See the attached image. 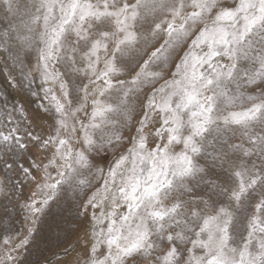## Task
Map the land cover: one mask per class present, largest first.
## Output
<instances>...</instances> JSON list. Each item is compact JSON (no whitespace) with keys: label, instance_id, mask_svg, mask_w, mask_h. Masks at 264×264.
Instances as JSON below:
<instances>
[{"label":"snow or ice","instance_id":"1","mask_svg":"<svg viewBox=\"0 0 264 264\" xmlns=\"http://www.w3.org/2000/svg\"><path fill=\"white\" fill-rule=\"evenodd\" d=\"M0 76V264H264V0H0Z\"/></svg>","mask_w":264,"mask_h":264},{"label":"rangeland","instance_id":"2","mask_svg":"<svg viewBox=\"0 0 264 264\" xmlns=\"http://www.w3.org/2000/svg\"><path fill=\"white\" fill-rule=\"evenodd\" d=\"M3 77L0 76V85H3ZM8 98L10 103L20 102L24 104L25 108L27 109L30 116H35L37 113V101L30 97L27 93H18L12 89H8ZM22 210L19 208L16 209L15 215L12 217V225L13 227H20L22 222ZM0 231H3V225H0ZM44 239L46 241L45 244L41 245V250L37 251L33 249L32 255L29 257L30 260H37V259H49L54 260V253L59 252L61 248H63L70 240L74 239V236H70L69 240H60L52 236L49 232H44Z\"/></svg>","mask_w":264,"mask_h":264}]
</instances>
